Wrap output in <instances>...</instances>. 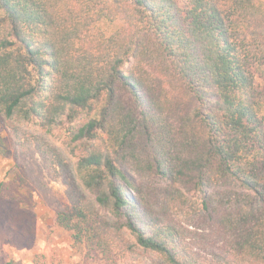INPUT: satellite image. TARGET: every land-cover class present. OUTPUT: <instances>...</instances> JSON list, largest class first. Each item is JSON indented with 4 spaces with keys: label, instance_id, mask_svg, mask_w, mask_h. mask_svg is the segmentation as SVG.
I'll return each instance as SVG.
<instances>
[{
    "label": "trees",
    "instance_id": "16d2710c",
    "mask_svg": "<svg viewBox=\"0 0 264 264\" xmlns=\"http://www.w3.org/2000/svg\"><path fill=\"white\" fill-rule=\"evenodd\" d=\"M262 70L261 0H0V158L7 132L64 167L26 128L62 132L82 188L112 218L80 197L58 213L74 252L110 259L112 235L155 264H231L191 245L182 223L202 224L239 263L264 264ZM130 171L164 184L151 194ZM0 198L33 207L17 175Z\"/></svg>",
    "mask_w": 264,
    "mask_h": 264
},
{
    "label": "rangeland",
    "instance_id": "374dc122",
    "mask_svg": "<svg viewBox=\"0 0 264 264\" xmlns=\"http://www.w3.org/2000/svg\"><path fill=\"white\" fill-rule=\"evenodd\" d=\"M176 1L181 5L184 0ZM261 1L264 3V0ZM254 87L261 106L260 117L264 122V70L256 72ZM26 129L32 135L47 136L60 150L65 166L54 164L50 168L34 144L17 147L9 139L7 132L2 133L9 152L0 158V183H8L16 175L23 178L30 187L33 207L30 212H26L18 203L0 198V264H155L150 255L136 247L130 249L128 245L132 241L128 237L123 238L122 242L118 237L107 235L112 247L110 259L98 254L88 255L85 250L73 251L69 233L56 225L58 213L73 207L80 197L84 205L90 206L93 212L99 214V219L109 221L112 218L94 206L92 196L82 188L75 170L77 158L62 145V132L56 130L54 136H48L34 128ZM129 173L137 185L151 194L155 192V188L164 184L151 175L133 171ZM188 195L193 196L194 193ZM182 225L189 231L186 235L191 245L206 259L244 264L230 254L224 236L213 233L210 227L202 224L199 227L185 223ZM102 229L107 231L106 222H102Z\"/></svg>",
    "mask_w": 264,
    "mask_h": 264
}]
</instances>
